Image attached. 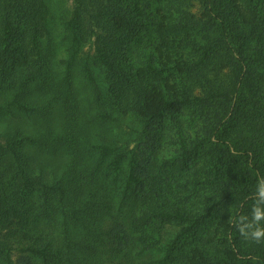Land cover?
I'll return each mask as SVG.
<instances>
[{"label":"trees","instance_id":"obj_1","mask_svg":"<svg viewBox=\"0 0 264 264\" xmlns=\"http://www.w3.org/2000/svg\"><path fill=\"white\" fill-rule=\"evenodd\" d=\"M51 3L0 0V264H264V0Z\"/></svg>","mask_w":264,"mask_h":264},{"label":"clouds","instance_id":"obj_2","mask_svg":"<svg viewBox=\"0 0 264 264\" xmlns=\"http://www.w3.org/2000/svg\"><path fill=\"white\" fill-rule=\"evenodd\" d=\"M231 222L236 226L240 236L256 244L264 243V177L257 180L254 203L250 214H240Z\"/></svg>","mask_w":264,"mask_h":264},{"label":"rangeland","instance_id":"obj_3","mask_svg":"<svg viewBox=\"0 0 264 264\" xmlns=\"http://www.w3.org/2000/svg\"><path fill=\"white\" fill-rule=\"evenodd\" d=\"M52 10H53V15H54V22L55 24L60 28V22H61V27H62V20L69 15L71 5H72V0H52ZM59 39V36L57 37ZM59 54L60 56L65 54L64 46H59ZM18 119L24 120L25 123H27L29 126L24 125L22 122V125L28 130H30V122L31 120L29 118H26L25 115L20 116V117H13V116H4L0 118V132L4 130H11V128H14L17 124H20L18 122ZM27 130V131H28ZM12 257L16 264H26L28 261L32 260L33 263H35L34 260L31 258L28 253L22 249L21 244L17 245V247L13 250ZM27 260V262H26ZM28 264V263H27Z\"/></svg>","mask_w":264,"mask_h":264}]
</instances>
